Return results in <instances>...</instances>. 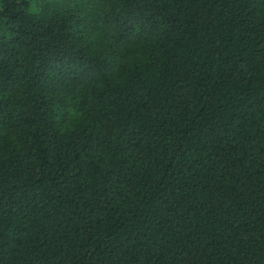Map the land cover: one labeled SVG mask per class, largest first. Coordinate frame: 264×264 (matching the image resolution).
<instances>
[{
    "label": "trees",
    "instance_id": "obj_1",
    "mask_svg": "<svg viewBox=\"0 0 264 264\" xmlns=\"http://www.w3.org/2000/svg\"><path fill=\"white\" fill-rule=\"evenodd\" d=\"M0 264H264V0H0Z\"/></svg>",
    "mask_w": 264,
    "mask_h": 264
}]
</instances>
